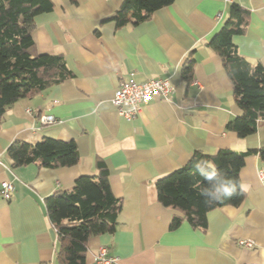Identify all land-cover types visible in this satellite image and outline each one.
I'll list each match as a JSON object with an SVG mask.
<instances>
[{
	"label": "crops",
	"instance_id": "obj_1",
	"mask_svg": "<svg viewBox=\"0 0 264 264\" xmlns=\"http://www.w3.org/2000/svg\"><path fill=\"white\" fill-rule=\"evenodd\" d=\"M53 9L35 18L41 53L59 54L71 75L32 97L17 100L0 125V264H58L59 235L45 205L47 196L72 189L80 175L96 174L97 160L109 171L114 195L122 200L114 232L89 237L86 264H96L107 247L115 264H264V159L246 156L241 169L245 200L207 214L206 227L183 220L182 212L158 199V178L184 166L195 151L264 148V120L244 138L227 124L241 114L233 82L210 39L237 3L249 11V26L235 37L239 53L264 64V0H174L149 19L118 27L108 20L123 0H51ZM195 59L193 79L181 68ZM166 78L167 99L153 97L128 121L112 102L123 79ZM56 122L43 125L41 115ZM43 136L74 140L80 159L73 166L13 167L7 149L16 140L32 144ZM13 182L9 200L1 183ZM254 241L253 248L239 240Z\"/></svg>",
	"mask_w": 264,
	"mask_h": 264
},
{
	"label": "trees",
	"instance_id": "obj_2",
	"mask_svg": "<svg viewBox=\"0 0 264 264\" xmlns=\"http://www.w3.org/2000/svg\"><path fill=\"white\" fill-rule=\"evenodd\" d=\"M174 0H123L116 13L108 18L118 27L147 20L158 9ZM51 0H0V125L7 110L19 99L35 96L66 80L70 75L65 60L59 54L41 53L34 36L35 18L53 9ZM249 26V11L233 3L227 20L210 39L209 46L221 57L223 66L233 82L234 99L241 114L227 124L239 137L256 132L264 120V64L252 63L242 56L235 37L243 35ZM195 59L188 57L181 74L185 81L193 79ZM7 152L12 166L30 163L58 168L73 166L80 155L74 140L43 136L32 144L13 141ZM264 148L237 151L219 149L215 154L195 151L182 167L156 181L159 201L182 212L170 224L176 228L183 220L194 227H206L210 210L226 205L239 206L246 193L241 185L240 172L245 158ZM209 160L222 174L237 182V194L220 202H206L216 195L215 186L204 180L196 163ZM96 174L80 175L70 190L55 192L45 199L47 215L59 235L58 264H86L89 237L114 232L122 210V200L116 197L109 182V171L103 160H97ZM211 171V168L206 169Z\"/></svg>",
	"mask_w": 264,
	"mask_h": 264
},
{
	"label": "built area",
	"instance_id": "obj_3",
	"mask_svg": "<svg viewBox=\"0 0 264 264\" xmlns=\"http://www.w3.org/2000/svg\"><path fill=\"white\" fill-rule=\"evenodd\" d=\"M174 90V85L166 78H150L143 82H139L132 74L129 78L123 79L119 86L115 89L112 102L118 113L124 119L131 121L138 117L144 110L145 106L153 97H161L167 99ZM40 122L52 124L56 122L53 115H41ZM259 177L264 183V171H259ZM15 190L14 184L10 180H4L1 183V196L5 200L12 197ZM239 245L246 248H253L254 241L249 239L239 240ZM117 257L108 253L107 247H101L95 257L96 264H115Z\"/></svg>",
	"mask_w": 264,
	"mask_h": 264
},
{
	"label": "clouds",
	"instance_id": "obj_4",
	"mask_svg": "<svg viewBox=\"0 0 264 264\" xmlns=\"http://www.w3.org/2000/svg\"><path fill=\"white\" fill-rule=\"evenodd\" d=\"M208 168H211V171H207ZM196 171L210 185H216V195L212 200L206 198L208 196L207 192L200 193L201 196L205 197L206 202H220L226 197L230 198L237 194V182L223 175L222 170L218 169L213 162L206 159L198 161Z\"/></svg>",
	"mask_w": 264,
	"mask_h": 264
}]
</instances>
